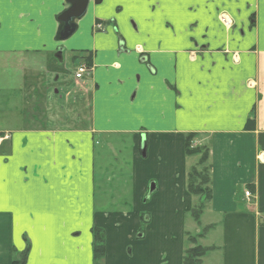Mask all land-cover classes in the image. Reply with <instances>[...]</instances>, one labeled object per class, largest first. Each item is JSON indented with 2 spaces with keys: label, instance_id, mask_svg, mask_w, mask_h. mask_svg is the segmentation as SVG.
Returning a JSON list of instances; mask_svg holds the SVG:
<instances>
[{
  "label": "crops",
  "instance_id": "crops-1",
  "mask_svg": "<svg viewBox=\"0 0 264 264\" xmlns=\"http://www.w3.org/2000/svg\"><path fill=\"white\" fill-rule=\"evenodd\" d=\"M67 8L65 0H0V55L31 56L21 90L44 81L39 58L57 50ZM76 23L67 50L92 57L82 79L90 127H32L17 108L0 111V264L27 247L26 264H80L68 235L77 228L89 230L93 264V227L106 234L104 264H183L186 215L199 202L187 191L191 133L210 148L212 199L201 226L211 231L199 243L215 249L203 264L210 255L214 264H264V0H90ZM126 134L131 168L98 170V137L110 150ZM115 179L132 181V195L107 192ZM39 245L56 249L45 256Z\"/></svg>",
  "mask_w": 264,
  "mask_h": 264
},
{
  "label": "rangeland",
  "instance_id": "rangeland-1",
  "mask_svg": "<svg viewBox=\"0 0 264 264\" xmlns=\"http://www.w3.org/2000/svg\"><path fill=\"white\" fill-rule=\"evenodd\" d=\"M78 33V32H77ZM77 33L67 41H57L56 35L53 37V41L57 45V50H55L49 57L46 55L40 60L39 74H42L43 80L42 83L35 82L36 88H31V90H26L22 88L21 76H23V69L26 67L29 72L31 64V56L25 54H11L9 57L0 55V67L5 66V70L0 69V111L2 112H12L10 115H13V109L17 108L18 111H21L25 117H29L26 121V125L37 127L44 126L50 129L60 128V129H71V128H89L91 118L89 116V95L85 92V89L82 85L85 80H75V73L78 65L80 64V58L83 56L82 53L69 52L68 45H72L74 42ZM13 45V38L11 40ZM64 48V49H63ZM62 50V60L56 58L57 52ZM76 54V55H75ZM76 59H72L75 57ZM40 57V56H39ZM42 63V64H41ZM16 86H13V82ZM18 82V85H17ZM41 82V81H40ZM17 87V88H16ZM17 90H13V89ZM37 99V102L35 101ZM12 119L11 124H13V116H10ZM20 122V121H18ZM16 123L15 126H18L19 123ZM98 136V135H97ZM113 142V148L110 150L103 148L104 141L98 137L96 140L97 147V165L98 170L104 165L107 166L109 172H114L118 174L119 169L123 164H127V169L131 168L130 166V156L133 151L132 148V135H115ZM144 139V138H143ZM145 140V139H144ZM111 141V140H110ZM195 145V144H194ZM192 162H197V157L191 158ZM191 162V163H192ZM193 162V164H194ZM123 169V171H126ZM117 178V177H116ZM149 182V192H151L152 183ZM104 188L112 194L115 198L119 194L125 192L126 196L132 195V192L129 188L132 185V181L126 179H115L111 183L103 184ZM102 187V184L99 185ZM127 191V192H126ZM125 197V196H124ZM129 199L125 197V199ZM111 198L108 197L110 202ZM115 201V200H114ZM108 202V203H109ZM151 216L149 213L144 214ZM207 218L203 217V222L206 224ZM149 222L144 220L142 222V228L145 232L146 227ZM186 232L192 235H195L200 231V228L206 226L202 225L199 227L192 219L190 212L186 215ZM87 228V226H86ZM85 228V229H86ZM89 230H82V228H77L68 230V235H72L70 248L75 249L77 253L78 248L81 252L82 261L80 264H89V260H86V252L89 248L90 240L87 238V232ZM143 231L138 230L136 237L140 239L139 234ZM211 231L208 230L207 233ZM78 232H83V234L78 236ZM186 236V234H185ZM36 237H40L39 234H36ZM187 241V240H186ZM36 252L43 253L45 256H50L54 253L56 249L55 245H39L36 246ZM92 248V245H91ZM72 249L68 250L65 247L63 253H72ZM131 249V251H130ZM132 245L126 247V257H132ZM35 251V249H34ZM20 252L16 251L13 256V261L19 257ZM93 255V252H92ZM35 256H37L35 254ZM217 255H210L209 259L205 264H214L216 262ZM32 264H43L39 260L33 261ZM66 264H69L68 262ZM94 264V260H93ZM104 264V263H103Z\"/></svg>",
  "mask_w": 264,
  "mask_h": 264
},
{
  "label": "trees",
  "instance_id": "trees-1",
  "mask_svg": "<svg viewBox=\"0 0 264 264\" xmlns=\"http://www.w3.org/2000/svg\"><path fill=\"white\" fill-rule=\"evenodd\" d=\"M90 69L93 62L91 55L80 58ZM254 119H250L249 124H252ZM252 126V125H251ZM197 134L191 133L185 138V155L189 158L197 157V162L191 166L187 175V191L199 202L193 207L190 215L193 221L201 227L202 216L207 208L208 203L212 199L211 190V165H210V148L207 145H194ZM211 227L202 228L198 235L186 234L187 249L184 252L183 264H203L205 256L213 251L214 247H204L200 245L199 239L206 236L207 231ZM93 236V260L94 264H103L106 255V234L104 229L93 227L91 229ZM29 254L27 247L23 252H20L19 257L12 264H26Z\"/></svg>",
  "mask_w": 264,
  "mask_h": 264
},
{
  "label": "water",
  "instance_id": "water-1",
  "mask_svg": "<svg viewBox=\"0 0 264 264\" xmlns=\"http://www.w3.org/2000/svg\"><path fill=\"white\" fill-rule=\"evenodd\" d=\"M65 1L68 4V8L57 17V21L60 23V29L57 33L56 40L60 42L67 41L76 34L78 30L76 21H78L85 15L90 2V0ZM94 2L95 4H100L101 0H94ZM62 50L63 49H60L56 54V58H59L60 60H62ZM142 148V151L145 152L144 141L142 143ZM153 190L154 188H151V192Z\"/></svg>",
  "mask_w": 264,
  "mask_h": 264
},
{
  "label": "built area",
  "instance_id": "built-area-1",
  "mask_svg": "<svg viewBox=\"0 0 264 264\" xmlns=\"http://www.w3.org/2000/svg\"><path fill=\"white\" fill-rule=\"evenodd\" d=\"M221 21L223 22V24L225 25H230L231 22L229 20V18H227L225 15L221 16ZM89 68L86 64H80L77 69H76V73H75V79L76 80H81L83 79V77L89 73ZM3 138L0 137V143L2 142ZM247 198H250L252 195L250 192H246L245 193Z\"/></svg>",
  "mask_w": 264,
  "mask_h": 264
}]
</instances>
